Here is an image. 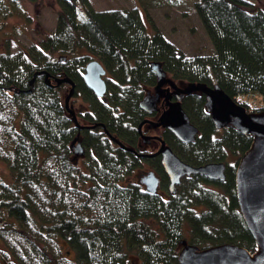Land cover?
<instances>
[{"label":"trees","instance_id":"obj_1","mask_svg":"<svg viewBox=\"0 0 264 264\" xmlns=\"http://www.w3.org/2000/svg\"><path fill=\"white\" fill-rule=\"evenodd\" d=\"M57 2L54 32L39 30L30 48L0 52V162L9 175L0 171V264H177L182 241L201 250L235 244L255 253L235 196L237 163L252 135L217 130L206 96H185L181 104L199 129L196 139L183 144L169 131L162 136L192 166L225 163L226 180L194 176L172 194L161 173L163 189L151 194L135 177L142 159L108 139L102 127L78 130L65 105L70 85L54 80H72L74 98L91 110L85 119L136 150L143 119L138 98L156 84L153 63L179 83L218 84L245 111L262 112L264 8L247 0H195L213 49L187 58L160 30L147 32L138 9L96 11L89 0ZM93 59L108 71L107 103L83 79ZM42 71L52 87L45 75L31 86ZM257 96L262 104L254 107ZM78 134L81 161L72 150Z\"/></svg>","mask_w":264,"mask_h":264},{"label":"water","instance_id":"obj_2","mask_svg":"<svg viewBox=\"0 0 264 264\" xmlns=\"http://www.w3.org/2000/svg\"><path fill=\"white\" fill-rule=\"evenodd\" d=\"M102 65L98 60L90 61L83 75L86 86L98 97H104L108 89L105 78L107 70ZM152 71L158 78L155 98L147 95L140 106L147 112L155 110L160 96H164L168 106L154 127L167 128L181 143L192 144L199 129L192 124L190 117L182 108L181 102H172L171 96L172 94L184 96L201 93L206 96V108L216 129L223 130L234 127L238 132L254 137L252 146L237 163L235 196H237L238 206L246 222V227L255 240L256 252L252 254L246 248L235 244H222L201 250L197 246L188 244L187 241H182L177 264H264V111L259 113L245 111L246 109L232 101L231 97L222 91L218 84L212 87L199 82L180 87L167 78V73L159 63H153ZM40 75H45V82L49 87L53 86L46 71L37 72L31 81V86H33L35 78ZM54 82L56 86L70 85L69 94L65 98L66 109L76 127L79 130L91 128L79 124L74 110L69 105L70 98L75 94V83L68 78H57ZM166 85H170L173 91L164 89ZM163 92H167V94L164 95ZM152 98L155 100L153 101ZM148 105L150 109L145 108ZM77 139L78 137L73 141L72 148L75 157L79 158L84 156V147L78 143ZM110 139L121 149L138 154L133 148L125 146L116 138L111 136ZM159 155L162 168L169 179V191L172 194L177 192L176 187L181 184L184 177L202 176L215 182L226 180L227 165L225 163L192 166L181 160L162 140L161 148L156 154L149 156L138 154L137 156L151 158ZM141 183L151 194H156L159 190L160 180L153 172L141 178Z\"/></svg>","mask_w":264,"mask_h":264},{"label":"rangeland","instance_id":"obj_3","mask_svg":"<svg viewBox=\"0 0 264 264\" xmlns=\"http://www.w3.org/2000/svg\"><path fill=\"white\" fill-rule=\"evenodd\" d=\"M0 16V52L10 51L16 53L20 48H27L33 42L39 41L37 32H54L57 25V0H1ZM96 11L113 9H138L147 27V32L153 34L160 30L165 38L170 40L176 48L180 49L187 58L194 56H209L213 44L204 30L201 20L195 11V0H181L176 5L175 0H89ZM179 1V0H178ZM256 7L264 8V0H247ZM9 6V7H7ZM7 7V8H6ZM10 12V13H9ZM150 28V29H148ZM170 78L171 76L168 75ZM174 80V79H173ZM177 84L178 81L174 80ZM185 85V83H179ZM154 89H152V94ZM252 106L262 104L260 96L251 99ZM80 104L78 101L77 106ZM155 147L151 149L154 150ZM237 158L232 156L229 162L235 164ZM142 168L135 173L139 178L144 173ZM153 170V169H152ZM0 171L6 174V166L0 162ZM9 180V175H4ZM209 187V186H208ZM132 262L138 258L132 256Z\"/></svg>","mask_w":264,"mask_h":264},{"label":"flooded vegetation","instance_id":"obj_4","mask_svg":"<svg viewBox=\"0 0 264 264\" xmlns=\"http://www.w3.org/2000/svg\"><path fill=\"white\" fill-rule=\"evenodd\" d=\"M93 60H96V59H93ZM92 61V60H90ZM89 61V62H90ZM99 61V60H98ZM88 62V63H89ZM153 65V64H152ZM152 65H151V72L152 74H154L156 76V74L152 71ZM107 75H108V71H107ZM106 76V81H107V88H108V81H109V77ZM170 76V75H169ZM157 78V76H156ZM167 78L168 77V73H167ZM169 79H171L172 81L173 78L170 77ZM175 82V81H174ZM158 83V78H157V81H156V84L154 87H151V88H144L142 91H143V94L141 95V97L138 98V107H139V110L141 111V115L143 117L142 121L138 124L137 126V130H138V134H139V137H140V146L137 148L138 150H136L135 148H133L138 154H144L145 156H149V155H154L156 154L160 148H161V140L164 141L166 143V146H168L170 149H172V147L170 146V144L167 143V141L163 138L162 135H164L167 131H169L167 128H164V127H154V124L155 123H158L160 121V118L162 117V114L168 109V106H167V103H166V100L164 98V96H160L158 99L159 101L156 103V109L155 110H151L150 112H147L145 109H143L140 105L141 103L143 102V100L148 96H151V97H154L155 98V92H156V85ZM176 83V82H175ZM177 84V83H176ZM186 85V84H185ZM185 85H180L178 83V86L182 87V86H185ZM152 89H154V93L152 94ZM164 89H170L171 91H173V89L171 88L170 85H166ZM108 92V90H107ZM107 92L105 94L104 97H98V96H95L98 98V101L99 102H103V103H107ZM95 94V93H94ZM164 95L167 94V92H163ZM192 94H195V93H192ZM190 94V95H192ZM68 96V95H67ZM66 96V97H67ZM185 96H189V95H175V94H172L171 96V101L172 102H181L183 101V98ZM152 98V100L154 101L155 99ZM70 107L74 110L75 112V115L77 117V120L79 122L80 125L82 126H85V127H91V128H84V129H81L80 131H84V130H93V129H97V128H101L104 130V133L106 134L107 138L110 139L111 136L114 137L113 135H111L105 128V126L101 123H97V124H91L90 122H88L85 118H86V114H88L89 112L91 113V110L88 106V103L83 100V99H80V98H74V96L72 98H70ZM78 101H80V104L77 106V103ZM180 103V104H181ZM65 105H66V99H65ZM182 105V104H181ZM206 107V105H205ZM146 109H150L149 108V105L148 107H145ZM183 108V107H182ZM67 110V109H66ZM207 111V109H206ZM69 117L71 118L70 120H72V117L71 115L69 114V112L67 111ZM93 113V112H92ZM208 113V111L206 112ZM189 116V115H188ZM117 117V116H116ZM191 120V119H190ZM73 124L75 125L74 121L72 120ZM192 122V121H191ZM76 126V125H75ZM79 130V128H78ZM170 132V131H169ZM109 133V134H107ZM171 133V132H170ZM172 136L174 135L173 133H171ZM78 137V143H80L82 146V138H81V135L78 134L77 135ZM76 137V138H77ZM175 137V136H174ZM115 138V137H114ZM176 138V137H175ZM177 139V138H176ZM112 142H114L112 139H110ZM178 140V139H177ZM179 141V140H178ZM180 142V141H179ZM84 147V146H83ZM152 147H155L154 150H152L151 148ZM73 150V148H72ZM84 156L83 157H74V160L76 159V161H81L83 160V158L85 157V148H84ZM172 151L174 152V150L172 149ZM74 152V151H73ZM175 153V152H174ZM136 154V155H138ZM176 154V153H175ZM177 155V154H176ZM139 157V156H138ZM142 159L141 163L142 165L140 167H138L137 170H135V173L142 169V168H146L147 170H143L142 173H144L142 176H140V181H141V178H144L146 175H148L149 173L153 172L155 173V175L159 178L160 180V185H159V190L158 192L161 191V188H162V176H161V173H165L164 172V169L162 168V164H161V157L160 155L159 156H153V157H139ZM155 163V165L153 164ZM153 169V170H152ZM159 169L161 171H159ZM166 175V174H165ZM193 176L191 177H184L182 179V182L185 180V179H193L192 178ZM167 178V175L166 177ZM169 181V180H168ZM181 182V183H182ZM211 182H215V181H211ZM180 186V185H179ZM177 188V187H176ZM163 189V188H162ZM178 189V188H177ZM176 189V190H177ZM168 192L169 191V183H168V186H167V189H166ZM157 192V193H158ZM156 193V194H157ZM165 194V192H164Z\"/></svg>","mask_w":264,"mask_h":264}]
</instances>
